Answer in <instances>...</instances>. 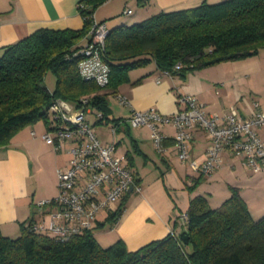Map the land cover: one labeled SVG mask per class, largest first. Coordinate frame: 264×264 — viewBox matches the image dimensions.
<instances>
[{"label":"trees","instance_id":"trees-1","mask_svg":"<svg viewBox=\"0 0 264 264\" xmlns=\"http://www.w3.org/2000/svg\"><path fill=\"white\" fill-rule=\"evenodd\" d=\"M104 1H79L84 4L78 9L83 18L79 29L40 28L3 48L0 146L7 145L26 125L40 120L46 125L47 109L55 98L76 106L86 98V106L95 113V123H107L106 95L115 92L135 66L154 61L161 71L173 75L197 66L249 57L264 49V0L203 1L189 9L160 11L108 31L102 58L110 67L109 90L101 92L103 87L81 79L77 65L79 50L91 27V15ZM176 62L185 66L174 71ZM49 72L55 80L52 89L44 82ZM97 113L102 118L98 119ZM120 120L114 118L112 123L119 126ZM229 189L230 195L217 207H212L203 195L193 196L185 225L179 231L135 250H128L120 238L103 246L94 234L105 223L111 227L117 221L128 193L115 210L106 212L104 220L96 219L92 230L68 240L34 231L31 218L16 236L3 235L0 230V264H264V215L254 218L239 189Z\"/></svg>","mask_w":264,"mask_h":264},{"label":"crops","instance_id":"crops-1","mask_svg":"<svg viewBox=\"0 0 264 264\" xmlns=\"http://www.w3.org/2000/svg\"><path fill=\"white\" fill-rule=\"evenodd\" d=\"M79 1L0 0V55L5 46L37 29L81 28ZM203 1L214 4L222 0H109L99 5L94 14L111 30L160 11L189 9ZM128 9L131 12L125 13ZM127 76L112 94L126 96L130 105H123V112L115 116L112 109V119L125 118L133 109L148 107L172 114L183 107L176 99L179 93L194 96L196 103L209 114H221L232 107L243 117H249L256 110L264 111V49L256 55L197 66L173 75L164 73L154 61H149L130 69ZM130 128H126L129 142L118 150L130 156V166L141 190L127 194L126 206L111 227L105 223L96 229L95 237L101 245L120 238L128 250H135L151 240L177 232L185 225L182 215L193 196L203 195L212 207H217L230 195V187L239 189L254 218L264 211L262 199L253 198L250 202L246 199L248 187L244 182L257 170L249 168L229 149L221 151L222 159L216 170L210 175H201L177 158L173 125L161 127L166 143L163 153L155 151L146 126ZM45 129L42 121L26 125L7 145L0 146V230L3 235L16 236L31 218L39 219L41 210L36 202L57 193V169L67 167L69 155L65 151H54L40 138ZM257 133L264 139V126L259 127ZM209 143L206 133L196 128L189 142L190 157L201 160ZM197 179L195 188L189 190Z\"/></svg>","mask_w":264,"mask_h":264},{"label":"built area","instance_id":"built-area-1","mask_svg":"<svg viewBox=\"0 0 264 264\" xmlns=\"http://www.w3.org/2000/svg\"><path fill=\"white\" fill-rule=\"evenodd\" d=\"M83 7V2L78 3V9ZM94 12L85 44L79 50L77 68L81 79L104 87L109 83L110 67L102 53L109 29L104 21L95 18ZM130 12V9L125 11ZM184 66L176 62L172 70L179 71ZM117 97L121 104L130 105L126 96ZM176 99L183 107L172 114H164L155 107L133 109L118 125L146 126L157 153L165 151V135L161 127L173 125L177 158L201 175H210L219 167L221 151L225 148L253 170L264 165V139L257 133V129L264 126V111L256 110L249 117H243L232 107L221 114H209L189 93H179ZM86 104V98L82 99L81 106L63 98L53 99L47 109L52 119L47 118L46 129L40 135L54 151H65L69 159L66 168L57 169L56 195L36 202L41 213L39 219L33 220L32 229L61 241L92 230L100 212L115 210L118 200L128 193L130 187L131 192L141 190L126 153L118 150L114 139L118 126L112 125L110 129L113 139L102 143L87 119L86 113H91V110ZM253 105L256 107L257 103ZM96 117L102 118V114L97 113ZM196 128L204 131L210 140L201 160L189 155V142ZM182 218L185 220L186 214Z\"/></svg>","mask_w":264,"mask_h":264},{"label":"rangeland","instance_id":"rangeland-1","mask_svg":"<svg viewBox=\"0 0 264 264\" xmlns=\"http://www.w3.org/2000/svg\"><path fill=\"white\" fill-rule=\"evenodd\" d=\"M44 82H45V85L47 87H49V88L54 87L55 80H54V76L51 72H49L45 75ZM101 89L105 90L107 92L109 90L107 86H105ZM123 109H124L123 104L120 103L119 98L117 96L113 95L112 93H108L106 95V112L108 114V119H109L108 123L104 122L101 124H95V121H96L95 113L94 112L86 113V116H87L89 123L92 125L94 132L97 134L98 139L102 143L110 142L112 140V137H113L112 133L110 132V129H111L112 125H114V124L112 123L113 116H111L112 112H110V111L111 110L114 111L113 115L115 116V114L122 113ZM46 118L52 119L51 112L47 113ZM121 119H123V117ZM41 121L44 122L43 120H40V122ZM127 127H131V126H128L124 123L120 124L118 126V129H117L116 134L114 136L115 139L117 140V145L120 148H123L129 142L128 141V133H126ZM131 128H133V127H131ZM234 158H235L234 160H237L239 157L238 158L234 157ZM256 170H257V172L254 173L253 177L250 180H248L247 182H244V184L248 187V195L246 196L247 197L246 199L249 202L252 201L253 198L262 199V201H264V165L260 166ZM120 202H122V200H118L117 203L119 204ZM262 203H264V202H262ZM105 214H106V212H104V211L100 212L99 218H104ZM262 215H264V211L260 212V214H256L255 218L257 219V218L261 217ZM97 230L94 231V234L96 233L95 235H97ZM107 245H109V244L105 243V246H107Z\"/></svg>","mask_w":264,"mask_h":264},{"label":"water","instance_id":"water-1","mask_svg":"<svg viewBox=\"0 0 264 264\" xmlns=\"http://www.w3.org/2000/svg\"><path fill=\"white\" fill-rule=\"evenodd\" d=\"M131 190H132V187H130L127 192L131 193ZM181 236L183 237L184 241L187 242V237L183 236V234H181Z\"/></svg>","mask_w":264,"mask_h":264}]
</instances>
